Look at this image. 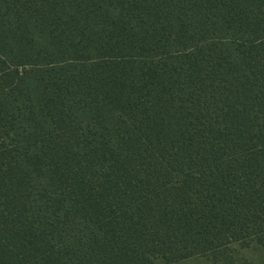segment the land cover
<instances>
[{
    "label": "trees",
    "instance_id": "trees-1",
    "mask_svg": "<svg viewBox=\"0 0 264 264\" xmlns=\"http://www.w3.org/2000/svg\"><path fill=\"white\" fill-rule=\"evenodd\" d=\"M264 264V0H0V264Z\"/></svg>",
    "mask_w": 264,
    "mask_h": 264
},
{
    "label": "rangeland",
    "instance_id": "rangeland-1",
    "mask_svg": "<svg viewBox=\"0 0 264 264\" xmlns=\"http://www.w3.org/2000/svg\"><path fill=\"white\" fill-rule=\"evenodd\" d=\"M184 264H194L193 262H186V263H184Z\"/></svg>",
    "mask_w": 264,
    "mask_h": 264
}]
</instances>
